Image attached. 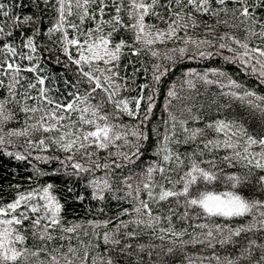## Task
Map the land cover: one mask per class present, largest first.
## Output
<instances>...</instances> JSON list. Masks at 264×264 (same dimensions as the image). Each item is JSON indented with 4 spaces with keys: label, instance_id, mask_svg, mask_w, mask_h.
I'll use <instances>...</instances> for the list:
<instances>
[{
    "label": "snow or ice",
    "instance_id": "snow-or-ice-1",
    "mask_svg": "<svg viewBox=\"0 0 264 264\" xmlns=\"http://www.w3.org/2000/svg\"><path fill=\"white\" fill-rule=\"evenodd\" d=\"M0 91V264H264V0H0Z\"/></svg>",
    "mask_w": 264,
    "mask_h": 264
},
{
    "label": "trees",
    "instance_id": "trees-1",
    "mask_svg": "<svg viewBox=\"0 0 264 264\" xmlns=\"http://www.w3.org/2000/svg\"><path fill=\"white\" fill-rule=\"evenodd\" d=\"M4 2H9V0H4ZM23 2L25 4L28 3V0H23ZM19 12H21V14H30L32 9L30 7H25L21 10H17ZM47 21L45 22V24L47 25ZM147 62V67L149 69V71L147 73H141L138 77H137V83H144L146 82L145 77L150 78L151 76V66L153 61L149 60L147 57L144 58ZM219 66V61L216 62H212V61H208V62H204L201 60H190V59H185L182 63H180L178 66L177 65H173L172 66V72L174 73L172 76L168 77L169 80H171L172 82H176L179 81L182 73L186 70L192 69L195 70L197 72H202L204 70H206L209 67H216ZM224 68L230 73L236 76L237 79L240 80H245V78L242 75H239L236 73V70L234 69L233 66L231 65H224ZM51 70L56 73L59 74V72L61 71V69L58 66H51ZM246 83H251L250 81H246ZM254 87V85H253ZM201 91H203V87H201ZM217 91V89L213 86L211 88H209V99L211 98L212 93H215ZM259 91V90H258ZM261 94H264V91H261ZM4 95V93L2 91H0V97H2ZM133 95H135V93H133ZM163 102V95L160 96V103H158V109L160 107V104ZM27 171L26 169L23 167V165H18L15 161H11L8 160L7 158H4L2 156H0V185L3 186L4 189V194L7 195L8 194V185L9 183H17L19 182L22 185H26V181L25 179H23L24 177L27 176ZM223 190V189H221ZM81 189L79 187V185L76 186V194H80ZM86 194V193H85ZM58 195H61L63 197L62 202H64V200H67V208H68V212H67V216L69 220H75V221H79L81 219L85 218V213H86V207H82L80 206V204L78 202L73 201L72 196L73 193H68L67 191L64 192H59L58 189ZM95 202H86V206L87 207H91ZM74 209V211H73ZM87 218H91V216H88ZM190 231H192L190 229ZM196 232H199V229H196L195 232L193 234H195ZM185 240L190 239L189 236H185L184 238ZM201 246H196V248H192L189 247L187 249V251L189 253H197L199 252ZM205 255H207L208 253H204Z\"/></svg>",
    "mask_w": 264,
    "mask_h": 264
},
{
    "label": "rangeland",
    "instance_id": "rangeland-1",
    "mask_svg": "<svg viewBox=\"0 0 264 264\" xmlns=\"http://www.w3.org/2000/svg\"><path fill=\"white\" fill-rule=\"evenodd\" d=\"M169 46H171V45H169Z\"/></svg>",
    "mask_w": 264,
    "mask_h": 264
}]
</instances>
